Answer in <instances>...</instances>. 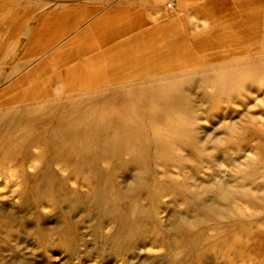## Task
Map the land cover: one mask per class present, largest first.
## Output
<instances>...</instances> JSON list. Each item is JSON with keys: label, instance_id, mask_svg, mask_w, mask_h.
<instances>
[{"label": "rangeland", "instance_id": "rangeland-1", "mask_svg": "<svg viewBox=\"0 0 264 264\" xmlns=\"http://www.w3.org/2000/svg\"><path fill=\"white\" fill-rule=\"evenodd\" d=\"M263 92L264 0H0V264H264Z\"/></svg>", "mask_w": 264, "mask_h": 264}, {"label": "bare ground", "instance_id": "bare-ground-1", "mask_svg": "<svg viewBox=\"0 0 264 264\" xmlns=\"http://www.w3.org/2000/svg\"><path fill=\"white\" fill-rule=\"evenodd\" d=\"M255 6H256V5H255ZM262 14H263V13H262ZM255 15H256V14H255ZM103 17H104V16H103ZM231 18H232V17H231ZM228 26H229V25H228ZM89 27H90V25H89ZM141 28H142V27H141ZM137 32H138V31H137ZM116 36H117V35H116ZM152 42H153V41H152ZM137 54H138V53H137ZM75 75H76V74H75ZM75 77H76V76H75ZM120 87H121V86H119V88H120ZM263 93H264V92H263ZM87 109H88V108H87ZM97 129H98V128H97ZM84 130H85V129H84ZM84 130H83V131H84ZM81 131H82V130H81ZM81 134H82V133H81ZM96 135H97V134H96ZM110 136H111V135H110ZM94 137H95V136H94ZM97 139H98V138H97ZM97 139H96V140H97ZM92 140H93V139H92ZM98 140H99V139H98ZM91 143H93V142L91 141ZM94 143H95V142H94ZM94 143H93V144H94ZM56 144H57V143H56ZM95 145H96V144H95ZM99 145H100V144H99ZM92 146H93V145H92ZM116 147H117V146H116ZM120 147H121V146H120ZM95 149H96V148H94V150H95ZM100 149H101V148H100ZM96 150H97V149H96ZM57 151H59V150H57ZM90 151H91V150H90ZM32 152H33V151H32ZM66 152H67V151H66ZM66 152H65V153H66ZM61 153H62V152H61ZM82 153H83V152H82ZM82 153H81L80 155H82ZM89 153H91V152H89ZM57 154H58V153H57ZM93 154H95V153H93ZM55 155H56V153H55ZM62 155H63V153H62ZM65 155H66V154H65ZM52 156H53V155H52ZM83 157H84V156H83ZM54 158H55V157H54ZM57 158H59V157L57 156ZM65 158H66V157H65ZM88 158H89V157H88ZM80 163H81V162H80ZM81 164H82V163H81ZM73 165H74V163H73ZM78 166H79V165H78ZM83 166H84V165H83ZM81 167H82V166H81ZM1 177H2V176H1ZM3 178H4V177H3ZM0 179H1V178H0ZM99 181H100V180H99ZM99 181H98V182H99ZM111 182H112V181H111ZM99 183H100V182H99ZM99 183H98V184H99ZM109 183H110V182H109ZM99 185H100V184H99ZM95 186H96V185H95ZM95 186H94V187H95ZM96 188H97V187H96ZM96 188H95V189H96ZM158 188H159V187H158ZM117 189H118V188H117ZM212 189H213V188H212ZM104 190H105V189H104ZM206 190H207V189H206ZM102 192H103V191H102ZM110 192H111V191H110ZM74 193H75V192H74ZM97 193H98V191H97ZM104 193H105V192H104ZM104 193H103V194H104ZM75 194H77V193H75ZM78 195H79V194H78ZM78 195H77V196H78ZM139 195H140V194H139ZM101 196H102V195H101ZM67 197H68V196H67ZM94 197H95V196H94ZM68 198H69V197H68ZM95 199H96V198H95ZM200 199H201V198H200ZM203 199H204V198H203ZM97 201H98V200H97ZM161 201H162V200H161ZM91 202H92V201H91ZM92 204H93V202H92ZM94 204H95V203H94ZM98 204H99V203H98ZM152 206H153V205H152ZM155 206H156V205H155ZM150 207H151V206H150ZM2 208H3V206H2ZM113 208H114V207H113ZM111 209H112V208H111ZM114 210H115V208H114ZM117 210H118V208H117ZM160 210H161V209H160ZM3 211H4V210H3ZM3 211H2V214H3ZM110 211H112V210H110ZM114 212L116 213V211H114ZM149 212H150V211H149ZM111 213H112V212H111ZM118 213H119V212H118ZM0 214H1V213H0ZM2 214H1V215H2ZM169 214H170V212H169ZM117 215H118V214H117ZM3 216H4V215H3ZM125 216H126V215H125ZM127 219H128V218H127ZM3 220H4V218H3ZM119 220H121V219H119ZM231 220H232V219H231ZM96 221H97V220H96ZM126 221H127V220H126ZM128 222H129V221H128ZM131 223H132V222H131ZM131 223L129 222V224H131ZM126 224H127V223H126ZM1 226H2V225H1ZM68 228H69V227H68ZM65 229H66V228H65ZM69 229H70V228H69ZM69 229H68V230H69ZM57 230H58V229H57ZM71 231H72V229H71ZM57 232H60V231H57ZM116 232H117V231H116ZM116 232H115V236H116ZM145 232H146V231H145ZM71 233H72V232H71ZM119 233L121 234V232H119ZM60 234H63V233H60ZM64 234H65V235H64V236L62 235L61 237H60V236H57V238L59 237L57 243L63 245L64 248H65L66 250H68L69 254H73V253L75 252V248H74L73 245H75V244H71L70 241H69V243H68V242H67V241H68L67 237H68L69 235L66 236V235H67L66 232H65ZM75 234H76V233H75ZM58 235H59V234H58ZM113 235H114V234H113ZM65 236H66V237H65ZM71 236H72V235H70L69 237H71ZM74 236H76V235H74ZM117 236H119V234H118ZM69 237H68V238H69ZM112 237H113V236H112ZM75 238H76V237H75ZM114 238H116V237H114ZM117 238H118V237H117ZM71 239L73 240V238H71ZM76 239H78V238H76ZM76 239H75V240H76ZM40 240H41V239H40ZM42 240H44L43 237H42ZM42 240H41V241H42ZM69 240H70V238H69ZM113 240H114V239H113ZM45 241H46V240H45ZM72 243H73V242H72ZM76 243H77V242H76ZM56 245H57V244H56ZM56 245H55V246H56ZM77 245H78V244H77ZM56 247H57V246H56ZM56 247H55V248H56ZM55 253H56V252H55Z\"/></svg>", "mask_w": 264, "mask_h": 264}]
</instances>
